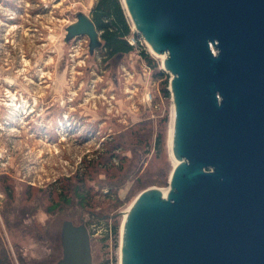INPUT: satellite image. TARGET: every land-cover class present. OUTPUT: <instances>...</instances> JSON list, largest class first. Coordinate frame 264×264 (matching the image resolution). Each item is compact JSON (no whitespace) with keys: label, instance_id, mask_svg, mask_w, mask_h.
<instances>
[{"label":"water","instance_id":"water-1","mask_svg":"<svg viewBox=\"0 0 264 264\" xmlns=\"http://www.w3.org/2000/svg\"><path fill=\"white\" fill-rule=\"evenodd\" d=\"M170 73L165 188L123 212L119 264H264V0H121ZM102 42L77 11L64 42ZM164 189V190H163ZM54 264H92L83 220L61 221Z\"/></svg>","mask_w":264,"mask_h":264},{"label":"rangeland","instance_id":"rangeland-1","mask_svg":"<svg viewBox=\"0 0 264 264\" xmlns=\"http://www.w3.org/2000/svg\"><path fill=\"white\" fill-rule=\"evenodd\" d=\"M94 1L61 0L59 19L49 14L45 22L49 27L44 45L37 41V32L0 44V264H54L61 256L64 219L75 224L83 220L92 264H119L120 212L141 190L167 186L173 166L171 95L168 84L169 95H163V79L154 77L140 51L147 52L159 69L162 57L151 51L129 18L135 48L107 64L101 62L98 49L88 52L86 36L63 41L65 27L73 20L70 11L90 16ZM26 101L34 114H23ZM117 140L120 148L107 171V146ZM94 161L96 168H88ZM144 171L152 177L166 172V185L132 191ZM78 178L90 186L86 209L72 205L46 213L44 207L57 202L62 188L77 199L72 188ZM120 182L117 188L111 185ZM27 191L40 199V205L25 215L21 207L32 204ZM114 220L116 233L110 227Z\"/></svg>","mask_w":264,"mask_h":264},{"label":"trees","instance_id":"trees-1","mask_svg":"<svg viewBox=\"0 0 264 264\" xmlns=\"http://www.w3.org/2000/svg\"><path fill=\"white\" fill-rule=\"evenodd\" d=\"M90 18L99 32L102 42L101 47L98 48L102 63L107 64L108 60L114 56L123 55L134 50L135 45L130 44L127 41V37L132 34L136 38V34L131 32L130 21L125 9L122 6L121 0H95L90 8ZM140 55L146 60L148 66L152 69L154 77L163 79L161 91L164 96H168L169 91L166 88L168 84V78L166 72L162 69H159L157 67L156 61L144 50L140 51ZM137 125L138 124H134L133 126ZM131 132H133V130ZM111 139H114V137ZM119 148V140L113 141V143H108L106 150L108 156L103 159V163H105L107 171H110V168L114 165L112 160L113 158L117 157L115 151ZM89 163L90 164L87 166L88 168H96V161ZM135 180L136 182L131 189L132 191L142 189L150 184L166 185V172L158 171L157 174H155V177H152V175L149 176L147 171H144V173L138 175ZM85 184L84 178H78V184L76 183L75 186H73V196L77 198L75 201L72 200L71 196L68 194V189L64 191L62 188L61 192L56 194L57 202L51 200V203L44 207V211L46 213H53L54 211L60 212L61 209L72 205H75L77 209H86L85 205L90 204L86 197L87 193L89 194L88 190L90 189V186ZM120 184H122V182L119 184L112 183L111 185H115L117 188L120 186ZM111 185L108 186L112 187ZM52 194L53 193H49L48 196H51ZM9 196H11L10 192ZM27 196L28 199L32 200V204L21 207V212L25 215H28L32 211L36 210L40 205V199L38 197H34L31 191H27ZM35 200L36 203L33 202ZM49 216L51 217L52 215ZM117 226L118 223L114 220L110 225L112 232H117Z\"/></svg>","mask_w":264,"mask_h":264},{"label":"flooded vegetation","instance_id":"flooded-vegetation-1","mask_svg":"<svg viewBox=\"0 0 264 264\" xmlns=\"http://www.w3.org/2000/svg\"><path fill=\"white\" fill-rule=\"evenodd\" d=\"M60 4L61 0H0V44L4 46L7 43L12 44L15 39L18 40L21 37H27L32 32H37L40 34L37 41L44 45V32H46V27H49L45 22L48 21L49 14L52 18L55 15L59 19ZM69 14L74 19L76 11H70ZM74 40L73 38L71 41L75 42ZM26 103L28 104V101ZM30 109L29 105L27 113L34 114V110Z\"/></svg>","mask_w":264,"mask_h":264},{"label":"built area","instance_id":"built-area-1","mask_svg":"<svg viewBox=\"0 0 264 264\" xmlns=\"http://www.w3.org/2000/svg\"><path fill=\"white\" fill-rule=\"evenodd\" d=\"M131 32L133 33V31H131ZM74 39H75V38H74ZM75 40H76V39H75ZM75 40H74V41H75ZM127 41H128L130 44L135 45V43H136V38L131 34V35H129V36L127 37ZM11 99H12V98H11ZM9 101H11V103L14 102V101L12 102V100H9ZM19 102L22 103L23 100H22V99H21V101H18V100H17V102H16V103H17V104H16L17 107H18L19 104H20ZM25 104H26V106H23V107L21 106V107H22V110H23V111H22L23 114H26V113H27V110H28V105H29V104H27V103H25Z\"/></svg>","mask_w":264,"mask_h":264},{"label":"bare ground","instance_id":"bare-ground-1","mask_svg":"<svg viewBox=\"0 0 264 264\" xmlns=\"http://www.w3.org/2000/svg\"><path fill=\"white\" fill-rule=\"evenodd\" d=\"M50 45H51V44H50ZM48 47H49V45H48ZM160 56H161L162 58H164L165 55L162 54V55H160ZM43 76H44V75H43ZM48 77H49V76H48ZM43 78H44V77H43ZM45 79H46V78H45ZM11 80H12V79H11ZM5 81H7V82H9V83L11 82L10 80H7V79H6ZM15 105H16V104H15ZM171 111H172V110H171ZM163 190H164V189H163Z\"/></svg>","mask_w":264,"mask_h":264}]
</instances>
